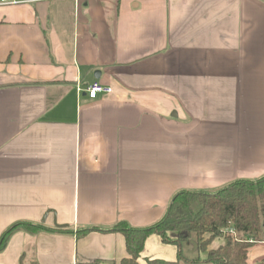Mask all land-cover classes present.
<instances>
[{
    "label": "crops",
    "instance_id": "obj_1",
    "mask_svg": "<svg viewBox=\"0 0 264 264\" xmlns=\"http://www.w3.org/2000/svg\"><path fill=\"white\" fill-rule=\"evenodd\" d=\"M263 175L264 0H0V264H120L117 222Z\"/></svg>",
    "mask_w": 264,
    "mask_h": 264
},
{
    "label": "trees",
    "instance_id": "obj_2",
    "mask_svg": "<svg viewBox=\"0 0 264 264\" xmlns=\"http://www.w3.org/2000/svg\"><path fill=\"white\" fill-rule=\"evenodd\" d=\"M23 225L32 230L40 228L28 222ZM16 226L2 233L0 248L4 237ZM229 228L233 229L232 233ZM112 230L121 232L125 238L128 257L120 264H139L144 242L151 234L160 236L165 243L176 245L179 251L174 261L151 259L147 264H179L180 260L188 263L264 264V259L254 263L247 259L248 250L264 238V175L256 179H235L211 193L180 190L172 196L166 213L156 223L131 227L119 221ZM216 237L224 238L225 242L215 249L209 248ZM192 239L196 254L190 259L183 254L182 246Z\"/></svg>",
    "mask_w": 264,
    "mask_h": 264
},
{
    "label": "built area",
    "instance_id": "obj_3",
    "mask_svg": "<svg viewBox=\"0 0 264 264\" xmlns=\"http://www.w3.org/2000/svg\"><path fill=\"white\" fill-rule=\"evenodd\" d=\"M35 1H42V0H2L3 3H22V2H35ZM77 2V0H75ZM83 90L86 94L87 97L90 99L96 98L99 94H107L111 91L110 86L103 85L99 81L95 80L88 84L86 88L81 89ZM227 230V229H226ZM229 232H233L232 228L228 229Z\"/></svg>",
    "mask_w": 264,
    "mask_h": 264
},
{
    "label": "rangeland",
    "instance_id": "obj_4",
    "mask_svg": "<svg viewBox=\"0 0 264 264\" xmlns=\"http://www.w3.org/2000/svg\"><path fill=\"white\" fill-rule=\"evenodd\" d=\"M216 238H217V237H216ZM216 238H214V239H216ZM220 238H222V237H220ZM214 239H213V240H214ZM263 240H264V238H263ZM263 240H262V241H263ZM222 241L225 242L224 238H222ZM192 242H194V239H192V240L189 241V242L184 243L183 245H184L185 247L187 246V247H189L190 249H193ZM259 246H264V245H259ZM194 250H195V249H194ZM184 255H185L186 257L189 256V254H186V253H184ZM263 259H264V258H263ZM263 259H262V260H263Z\"/></svg>",
    "mask_w": 264,
    "mask_h": 264
},
{
    "label": "water",
    "instance_id": "obj_5",
    "mask_svg": "<svg viewBox=\"0 0 264 264\" xmlns=\"http://www.w3.org/2000/svg\"><path fill=\"white\" fill-rule=\"evenodd\" d=\"M95 76L98 77V72L95 73ZM192 245H193V249H196V244L194 242H192Z\"/></svg>",
    "mask_w": 264,
    "mask_h": 264
}]
</instances>
